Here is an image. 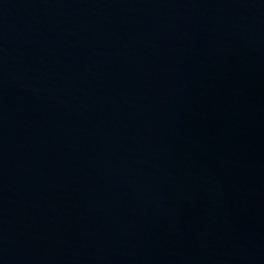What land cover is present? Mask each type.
<instances>
[{"label": "water", "instance_id": "obj_1", "mask_svg": "<svg viewBox=\"0 0 264 264\" xmlns=\"http://www.w3.org/2000/svg\"><path fill=\"white\" fill-rule=\"evenodd\" d=\"M0 264H264V0H0Z\"/></svg>", "mask_w": 264, "mask_h": 264}]
</instances>
